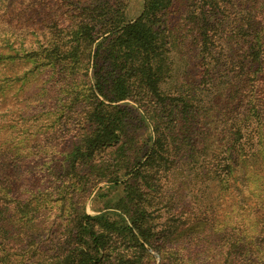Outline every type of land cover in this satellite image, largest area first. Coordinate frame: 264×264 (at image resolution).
I'll return each instance as SVG.
<instances>
[{
    "label": "rangeland",
    "instance_id": "rangeland-1",
    "mask_svg": "<svg viewBox=\"0 0 264 264\" xmlns=\"http://www.w3.org/2000/svg\"><path fill=\"white\" fill-rule=\"evenodd\" d=\"M105 1L0 0V264H65L74 252L88 248L79 227L84 213L131 226L117 203L130 172L147 159L152 131L141 115L152 117L156 109L166 134L175 125L156 99L138 98L137 104L125 103L135 116L134 140L125 152L115 144L85 161L76 154L92 123L94 101L91 63L85 45L71 32L82 20L81 8ZM217 2L223 6L220 16L223 11L247 28V22L260 26L264 19V0ZM124 3L129 19L140 15L143 0ZM187 3L182 1L179 15L168 23L173 27L166 31L171 74L162 89L199 105V124L168 143L166 165L159 161L143 168L142 175L150 176L147 184L139 177L151 244L94 223L105 234L97 264H246L250 258L264 264V238L258 239L264 233V166L250 159L229 168L232 153L238 159L234 147L251 151L260 146L254 139L249 142L255 127L248 126L250 87L241 78L231 95L227 91L220 97L214 90L218 82L208 86L198 57V29L184 12ZM233 25L230 21L224 27L218 49L224 59L234 60L240 75L237 62L244 59L239 55L246 45L240 42V51L231 45ZM199 86L202 91H191ZM254 90L264 107V77ZM204 107L211 111L208 118Z\"/></svg>",
    "mask_w": 264,
    "mask_h": 264
},
{
    "label": "trees",
    "instance_id": "trees-1",
    "mask_svg": "<svg viewBox=\"0 0 264 264\" xmlns=\"http://www.w3.org/2000/svg\"><path fill=\"white\" fill-rule=\"evenodd\" d=\"M182 1L143 0L140 15L133 19H129L124 0H106L101 4L81 8L82 20L71 34L78 38L81 45H85V55L91 63L88 67L91 71L88 78L94 106L89 111L92 123L74 149L76 154L80 155V159L85 161L96 150L115 144H119V148L125 152L126 146L128 147V144L134 140L132 129L135 127L133 109L125 104L128 101L137 104V99L145 98V96L156 99L157 106L162 107L163 113H166L165 116L173 118L175 125L172 123L169 127L171 131L166 134L160 124V119L163 120V118L156 109L152 117L147 118L146 115H141V122L152 131L151 136L148 137L151 144L145 153L147 159L140 160L136 168L130 172L131 179L123 183L124 195L117 203L118 209L127 213L131 226L127 222L119 225L117 222H109L104 215L90 216L84 213L79 227L85 233L84 243L88 248L74 252V258L66 259L65 264H97L99 262L105 234L96 229L94 223L102 224L105 231L127 232L138 243L139 235L151 244V231L146 220L147 210L144 203L145 191L138 183L139 177L145 179L147 184L150 176L142 175L143 168L147 165L154 168L155 163H160L159 161H163L166 165L169 160L164 153L165 147H169L168 143L178 141L179 138H176L178 133L184 136L193 127H197L200 121L197 119L200 112L199 105L196 107L194 104L190 105V99L181 95L182 93L171 97L162 89L166 78L171 74L166 31L172 30L173 27L170 28L168 23L179 15ZM222 9L223 6L217 0H188L187 9L184 12L187 14L189 23L198 29L196 36V44L200 45L198 57L207 76L208 86L218 82L214 90L220 97L225 96L227 91L231 95L233 88L241 82V78H244L247 87H250L253 115L248 126L253 123L255 127L249 142L254 139V142L260 146L258 150L251 151L244 146L242 150L234 147L235 152L238 153V159L230 152L232 155L229 168L238 164L240 160L243 165L250 159L264 166L262 155L264 153V107L262 103V105L258 104L253 96L256 83L264 77V19L260 26L254 25L251 21L247 22V28L241 25L239 20L225 15L223 11L220 16ZM170 14L174 16L169 19ZM230 21H234L233 31L228 36L231 45L233 43L238 45L239 51L240 42L246 45L245 52L239 55V58L244 56V59L237 62V65L241 64L240 75L234 60L228 61L224 59L225 56L220 55L222 51L220 41L224 39L226 33L224 27L230 24ZM171 26H173L172 23ZM228 46L234 51L233 46ZM58 48L64 53L68 52L60 46ZM194 89L203 90L200 86L192 87L191 91ZM203 110L204 117H210L211 111L206 107ZM132 180L135 182H131ZM214 185H216L215 181ZM262 225L264 226V222ZM259 238H264V233L259 234ZM90 249L95 251V255ZM245 263L258 264L254 263L252 258Z\"/></svg>",
    "mask_w": 264,
    "mask_h": 264
}]
</instances>
